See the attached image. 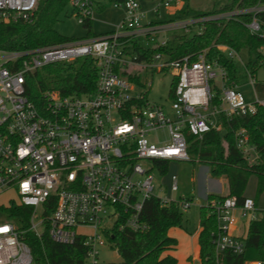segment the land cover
Wrapping results in <instances>:
<instances>
[{
	"label": "built area",
	"instance_id": "1",
	"mask_svg": "<svg viewBox=\"0 0 264 264\" xmlns=\"http://www.w3.org/2000/svg\"><path fill=\"white\" fill-rule=\"evenodd\" d=\"M182 2L159 0L149 9L138 0L116 2L114 6L124 13L108 33L25 50L0 49V193L13 192L8 203L0 207L12 202L30 207L27 230L37 236L46 230L52 241L62 244L82 238L87 249L78 264L101 262L99 248L109 243L106 234L115 225L144 230L147 225L141 214L151 197L187 211L192 205L190 197L170 196L179 189L176 174L168 176L166 185L155 184L152 168L160 170L157 161H189L187 135L201 137L210 129L221 131V114H253L257 105L264 106V98H258L255 91L253 100H248L227 84L224 66L209 60L204 51L194 60L188 55L170 60L160 52L140 60L132 53L133 39L164 45L173 30L190 33L198 25L200 30L205 21L236 18L243 13L250 15L244 22L248 31L264 38V21L259 17L264 2L167 22L148 19V13H158L161 6L177 11ZM36 3L0 0V22L29 21ZM68 4L79 23L95 11L94 0H68ZM159 34L164 36L158 38ZM217 48L230 59L237 54L227 45ZM81 57L92 58L97 77L94 92L61 95L46 90L41 108L28 99L27 73ZM131 64L172 73L168 109L146 100L151 83L130 79L129 75L138 76L128 72ZM217 93L218 104L214 102ZM158 130H165L167 138H151ZM234 137L241 153L257 158L245 128H238ZM162 185L167 193H154L156 188L163 192ZM204 204L216 217L215 254L243 253L244 240L233 231L239 218H256L253 198L245 197L239 204L233 196L213 197L206 198ZM79 227L90 230L78 231ZM25 231L0 215V264H35L31 248L22 238ZM216 261L224 264L218 257ZM248 263L264 264V260Z\"/></svg>",
	"mask_w": 264,
	"mask_h": 264
},
{
	"label": "trees",
	"instance_id": "2",
	"mask_svg": "<svg viewBox=\"0 0 264 264\" xmlns=\"http://www.w3.org/2000/svg\"><path fill=\"white\" fill-rule=\"evenodd\" d=\"M264 0H225L221 5L210 11H195L183 0L182 7L168 15L169 20H179L188 17L249 8ZM68 0H37L31 19L14 23L0 22V49L25 50L64 43L73 39L60 34L56 30L60 14L64 11ZM264 21V11L259 13ZM250 19L247 13L236 18L205 21L200 30L192 33L172 32L164 45L144 38L133 39L132 53L138 59H150L156 52L164 54L168 59H179L185 55L191 60L205 52L209 60H217L227 72V84L236 83V67L217 45H227L236 51L246 47L254 52V59H249L246 67L250 76L259 67H264V38L252 35L244 22ZM86 29L85 37L99 36L92 32V19L87 18L82 23ZM102 35V34H101ZM130 79L139 81L137 75H129ZM96 69L91 57H81L73 61L56 62L27 73L25 76V94L38 108L44 104L43 92L56 90L61 95H80L92 93L96 86ZM173 82L171 88L173 87ZM219 103L218 93L214 98ZM222 130L210 129L201 137L187 135V152L191 161H196L209 167V173L214 178H225L228 184L226 195L209 194L207 198L233 196L240 204L246 197L245 192L250 176H255L254 202L264 192V106L257 105L253 114L220 115ZM243 127L249 142L257 150V158L243 154L235 145V131ZM160 170L164 172L168 162L158 160ZM30 207L10 203L0 207V215L13 221L18 229L26 230L23 240L30 246L35 264H78L86 253L83 239H76L72 244H62L51 240L47 231L40 236L27 230ZM147 227L141 231H132L117 225L111 233L106 234L108 242L121 258L119 264H176L177 259L170 251L177 246V240L168 234L172 227L185 226L183 212L171 203L162 204L159 199L151 197L146 200L141 214ZM199 226L197 235L200 264H246L250 261L264 260V209L260 216L249 220L243 238L245 248L241 254L224 252L216 255L212 242L217 222L214 213L208 205L199 206ZM99 264H116L100 262Z\"/></svg>",
	"mask_w": 264,
	"mask_h": 264
},
{
	"label": "rangeland",
	"instance_id": "3",
	"mask_svg": "<svg viewBox=\"0 0 264 264\" xmlns=\"http://www.w3.org/2000/svg\"><path fill=\"white\" fill-rule=\"evenodd\" d=\"M125 0H94L95 2V11L92 19V32L95 34H103L110 32L114 29V26L118 22L119 18L124 13V10L120 7L114 6L116 2H123ZM143 8L149 9L153 3L158 2L159 0H138ZM98 5H97V3ZM225 0H188V5L192 10L195 11H210L213 7L221 5ZM159 17H156L152 12L148 15L151 17L158 18L159 21H170L168 17L163 18L165 15V9L161 6ZM200 26V25H198ZM193 27L190 31L196 32L199 30V27ZM56 30L67 37L71 38H83L86 35V29L82 26V23H79L77 19L71 14L70 5L67 4L64 11L60 14L59 21L56 24ZM173 32H184L182 29L173 30ZM186 33V32H185ZM226 55V53H224ZM255 56L254 52H249L246 47H243L240 51H237L236 56L232 58L234 65L236 67V78L234 83L233 81L229 84L237 89H239L246 99L253 100L254 91L258 98H264V67H259L254 72L253 76H250L246 64L249 59L253 60ZM130 73H137L140 79V82L151 83V87L146 90L145 97L146 100L150 103H155L163 106L165 109H168L170 104L169 92L174 81V76L170 71H152L145 70L140 65H129L127 68ZM227 82V81H226ZM143 87V86H141ZM151 138L156 139H166L167 134L165 130H158L151 134ZM143 165H149L148 162H142ZM152 173L154 175L155 184H167L168 176L171 174H176L179 181V191L170 195L176 197L178 195L188 196L192 199V205L190 208L183 212V220L187 224H184L183 227H175L173 231L178 240V246L176 250L177 254V263L176 264H200L199 259L195 256V242L190 237V234L194 231L195 228L199 225V206L205 202L203 192L207 188V180L211 177L209 173L208 165L196 162V161H169L167 168L164 172L159 170L157 167L152 168ZM256 178L255 176H250L248 181V186L246 189L247 196L254 199V186ZM162 185L163 192L154 190V193L158 195H164L167 193L165 191L166 187ZM217 187V186H216ZM215 187V188H216ZM216 193L224 194L227 191V184L225 181L220 180ZM13 195L12 191H6L0 193V204H7L9 198ZM258 204L264 207V194L259 198ZM184 222V223H185ZM90 229L86 227H79L78 231L88 232ZM190 256V259H189ZM98 259L101 262H114L119 264L121 258L118 255L116 249L106 243L104 246L99 248Z\"/></svg>",
	"mask_w": 264,
	"mask_h": 264
},
{
	"label": "crops",
	"instance_id": "4",
	"mask_svg": "<svg viewBox=\"0 0 264 264\" xmlns=\"http://www.w3.org/2000/svg\"><path fill=\"white\" fill-rule=\"evenodd\" d=\"M97 3V2H96ZM182 4H183V2H182ZM97 5H98V3H97ZM151 7V6H150ZM149 7V8H150ZM146 9V8H145ZM160 11V10H159ZM159 11H158V13H153L156 17H159V16H161L160 15V13H159ZM175 12V9H165V15H164V17L162 18H160L161 20L162 19H165L166 17H168V15H170V14H173ZM150 13V12H149ZM148 13V14H149ZM123 15V14H122ZM122 17V16H121ZM120 17V18H121ZM119 18V19H120ZM148 19L149 20H151V21H159V19L158 18H155V17H151L150 15H148ZM119 21V20H118ZM112 31V30H111ZM108 33V32H107ZM103 34H105V33H103ZM97 35H101V34H97ZM169 35V33H167V36ZM164 36V34H159V35H157V37L158 38H160V37H163ZM93 37H95V36H93ZM211 176V175H210ZM220 180H223V181H225L226 182V184H227V181H226V179L225 178H222V177H220V178H214V177H210L208 180H207V188H206V191L205 192H203V197H204V199H206L207 198V196L209 195V194H217L216 193V188H217V190L218 189H220V187L218 188V185H219V182H220ZM255 185H256V181H255ZM217 186V187H216ZM248 186V185H247ZM216 187V188H215ZM247 189V188H246ZM178 191H179V189H178ZM177 191V192H178ZM227 191H228V184H227ZM227 191L224 193V194H220V195H226L227 194ZM254 191H255V186H254ZM219 194V193H218ZM263 194H264V192L258 197V199L256 200V203H255V205H256V207H257V211H256V218L257 217H259L260 216V210L261 209H264V207L263 206H260L259 204H258V200H259V198L260 197H262L263 196ZM245 195H246V197H249V196H247L248 194L245 192ZM254 195H255V192H254ZM254 200V199H253ZM205 203V202H204ZM203 203V204H204ZM200 205H202V204H200ZM248 221L249 220H247V219H241V218H239L238 219V222H237V224H236V227H235V229H234V234L236 235V236H238V237H240V238H244V236H245V233H246V226H247V223H248ZM188 223V220L186 219V222H185V224H187ZM173 228H175V227H172V228H170L169 230H168V234L170 235V236H172V237H174L176 240H177V238H176V234L173 232V231H171ZM200 230V226L198 225V227L197 228H195L194 229V231L190 234V237L194 240V242H195V256L199 259V245H198V242H197V235H198V231ZM177 246H178V240H177ZM177 246H176V248L174 249V250H171L170 251V253L173 255V256H175L176 257V259H177V254H176V250H177ZM189 259H190V256H189ZM178 260V259H177ZM199 263H200V260H199ZM246 264H249L248 262L246 263Z\"/></svg>",
	"mask_w": 264,
	"mask_h": 264
}]
</instances>
